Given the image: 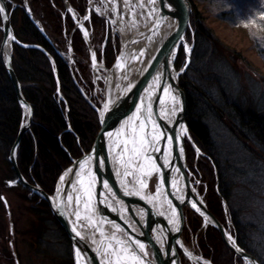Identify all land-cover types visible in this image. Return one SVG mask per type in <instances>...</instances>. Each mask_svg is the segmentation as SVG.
Instances as JSON below:
<instances>
[{
    "label": "rangeland",
    "instance_id": "rangeland-1",
    "mask_svg": "<svg viewBox=\"0 0 264 264\" xmlns=\"http://www.w3.org/2000/svg\"><path fill=\"white\" fill-rule=\"evenodd\" d=\"M11 1L25 12L30 8L31 15L40 27L46 30L45 33L56 51L66 61L71 57L73 82L75 83V78L82 91L90 98L91 101H87L81 93L96 113L99 131L100 119L94 105L100 108L104 101L105 79L94 72L93 56L85 33L82 27L76 25L65 1ZM68 1L77 18H84L83 23L88 30L95 56L111 68L120 50L121 36L114 30L109 18L90 7L91 1H94L98 9L105 8L103 0ZM190 2L191 11L184 34L185 40L191 46L190 59L181 45L174 62L176 70L183 69L179 74V83L187 98L188 94H194L202 100V118L210 131L213 151L219 153L223 166L239 169V174L232 173V169L229 171L236 183L233 206L241 220L244 236L256 248L264 262V155L260 151L257 152L259 148L251 141L246 144V147L251 149L249 154L241 149L239 134L234 131L237 126L232 122L234 107L243 112L264 116V0H259L258 8L250 14H247L253 5L250 0ZM9 5L10 3V8ZM69 16L73 21L72 26L66 21ZM112 16L113 12H110L109 17ZM59 22L62 33L57 31ZM77 30L81 34L82 43L76 44L74 39ZM22 84L24 91L25 85ZM58 98L64 100L59 96ZM68 109L66 105L65 113ZM189 133L190 136L185 138L187 169L197 193L207 205L211 203L218 209L222 222L232 236L236 237L228 202L222 196L214 195L212 190L215 177L217 178V168L190 129ZM78 147L79 156L89 151L80 144ZM7 154L8 150L0 147V264H17V259L20 264H70V256L72 264H75L73 254L69 255L72 248L66 232L50 207L45 206L43 201L46 200L16 181ZM70 158L72 160L76 156L72 155ZM63 169L55 181L51 179L53 176H50V181L46 182L47 185L50 183L47 186L50 187L49 191L43 187L47 192L52 194L56 191ZM158 183V173H154L148 188L155 191ZM2 195L7 200L9 210L1 198ZM219 206L222 207L221 210ZM184 213L185 223L181 233L183 246L204 258L199 259V264H209L206 260H211L214 264L212 257L219 251L213 244V232L208 230L212 225L205 224L203 218L188 206L184 207ZM147 251L152 257L150 250ZM181 257L184 264H196L186 255Z\"/></svg>",
    "mask_w": 264,
    "mask_h": 264
},
{
    "label": "water",
    "instance_id": "water-1",
    "mask_svg": "<svg viewBox=\"0 0 264 264\" xmlns=\"http://www.w3.org/2000/svg\"><path fill=\"white\" fill-rule=\"evenodd\" d=\"M64 1L67 10L71 13L72 17L76 21V25L82 27L85 33L86 41L89 45L88 40L90 39H89L88 30L84 26L83 22H79L80 20L77 18L76 14L74 13L69 1L68 0H64ZM8 3L12 4L10 8L8 7ZM16 6L17 4L11 0H0V8L4 9L3 12H0V19H1L0 28L3 32V36L0 44V57L2 64L4 65V68L7 72V75L13 84L16 93V98L22 111V120L20 122V126L16 138L11 146L8 158L11 163V167L15 172L16 181L20 182L24 187L28 188L31 192L39 195L41 198L47 201L51 212L58 220V222L60 223V225L62 226V228L64 229L66 235L70 240L74 263L80 264L79 258L77 256V249H79L81 255H83V257L85 258L87 264H100L97 256V252L92 247V245H90L84 239V237L82 236L76 237L75 233L72 232L71 225L73 221L72 219H70L68 213L66 212V203H65L66 201L65 195L67 193V187L69 186L70 183H72L75 172L80 168L78 161L84 159L85 156H91L92 159L86 162L85 167H88V170L91 169L92 171L96 172V177H97L96 193L101 203L100 205L101 211L102 209L108 210L109 208L110 209L109 214H112L113 218L117 217L119 219V220L116 219V221L118 223L117 225H120V228L117 229L115 227L114 231L123 234L125 236H127V233L130 232L134 240H141L142 242H144L146 247L150 248L152 257L149 256L148 251L147 253L145 252V254L142 255L143 258L149 264H184L179 249H181L184 252V254H186L190 259L194 260L196 264H199V259L201 260L204 259L199 255L193 254L189 250L185 249V247L183 246L181 233L185 223V213H184L185 206H188L189 208L194 210L198 215H200L203 218L205 224L212 225L213 227H215L219 231L220 236L224 241V243L226 244V246L236 256L243 259L244 264H262V262L255 255L248 252L246 249H244L242 246L238 244L236 237L232 236L226 225L209 209L208 205L202 200L200 195H198L197 190L194 186V182L191 179V174L188 172L187 169L186 153L181 136H180V142H181V148L183 149L182 151L183 153L180 152V146L174 140L173 163L176 164L180 174L185 180L186 192L184 199L182 200H178L174 195H171V192L169 191L170 168L166 167L163 171V173L165 174V177L163 178V183L165 188L167 189L168 192H170V195L174 200V206L178 214V222L173 229H170L164 223L162 218H160L159 219L161 223V227L159 230L160 238H158L156 230L151 229L150 225H148V222H146L143 219V217L140 218V216H137L135 220L132 218L133 219L132 222L134 225H130L128 223L127 217H122L123 213H125L124 211L129 209L126 208L127 206L125 205L136 204L127 198V196L129 195L126 193L131 190L126 189L122 185L121 183L122 172L121 171L117 172L116 170L111 171V169H109V165L106 160L103 166L105 168V172L103 171V167L99 168L98 171L96 169L97 156H100L101 158H106L107 150L105 148L107 147V145H109V140L112 138V135L118 133L120 137L122 138L124 137V131L122 129L125 127L127 128L129 125L127 121H128V117H132V112H133L132 110L135 101L140 95V92L143 89V87L148 84L153 74L155 72L160 71L161 69H164L167 72L170 80V84L172 85V89L177 95L178 100L180 102V107L176 121L173 125L168 127L170 128V131H172V133H174V131L180 124L181 125L183 124L186 127H188L186 120L187 96L181 84L179 83V74L181 71L176 70V68L174 67L176 70L174 73V69L172 68V64L170 63V53L173 45V39L177 33L179 25L181 26V31L183 32L185 22L186 24L188 23L190 11H191L190 0H164L163 4L161 3V0H158V13L154 24L150 28H148L147 32L144 31L143 33H140V35L141 34L152 35V41L148 46V48L145 50L143 56L145 55L148 56L149 50L155 45V43L160 37H163L161 53L159 54L156 60L151 61L150 63L147 64L145 62V64H143L138 75L135 77L132 83H130L131 87L128 86L126 97L124 99H118L115 102L114 106L111 108V110L105 112L106 119L102 120V118L100 117V112L101 110L104 109V107H102L104 105L103 104L104 102L101 103L100 108H98L93 103H91L94 105L96 111L98 112L100 119L99 120L100 129L96 134V137L89 151L83 153L82 155L76 158H72L71 163L63 169L61 175L65 176V180L61 181L60 180L61 175L59 176L58 179L59 182H57V185L59 183L58 191L56 188V191H54V193L52 194L47 192L39 183L30 182L25 177V175L23 174V172L21 171L18 165V160H17L18 148L24 134L31 131L32 121H33V107L25 96V93L23 91V84L20 81L14 67V63H13L14 44H18L24 47H37L42 51H44L52 64L53 72L56 77L58 85H59V78H58L57 68L55 66V60L53 56L50 54V52L44 46L36 43L23 42L17 38L12 25V11ZM26 13L32 18L34 23H36L39 26L41 31L45 33V30L42 27H40V25L31 15L30 8L27 9ZM123 52H124V44L121 43L120 51L117 54L116 61L123 54ZM187 55L188 58L190 59V53H187ZM67 62L72 72L71 57ZM74 81L79 91L85 97V99L87 101H91L90 98H88L85 95V93L82 91L81 87L78 85V82L75 80V78ZM112 83L113 80L110 81L109 85L106 82L104 84V93H103L104 100H106V98L108 97V93L112 88ZM57 93L61 99H64V96L62 95V92L60 91L59 88L57 89ZM67 130L72 131V127L68 119H67ZM109 133H111L110 136ZM198 152L201 153L199 149ZM70 169H73L74 171H69ZM104 180H107L109 182V186L113 189L114 195L112 193H109L107 189L104 188L103 186ZM116 188L119 189L120 192H117ZM55 193L57 194V196ZM116 197L123 199L124 204L121 203L119 204L118 202H116L115 201ZM1 198L4 201L7 209L9 210L8 208L9 206L5 196L2 195ZM192 199L195 200V202H197V207L200 209V211H197L195 208L192 207V201H190ZM57 203L62 204V209H63L62 212L59 208L56 207ZM107 204L111 206H107ZM136 206L142 207V205L140 204H136ZM113 208L117 210V214L116 211L113 212ZM152 208L154 209L153 210L154 212H158L155 207L152 206ZM8 213L10 215V211H8ZM132 229H135V231H132ZM229 237H231V239H229ZM245 257H247V259H245ZM206 261L209 264H213L211 260H206ZM16 263L20 264L18 259Z\"/></svg>",
    "mask_w": 264,
    "mask_h": 264
},
{
    "label": "trees",
    "instance_id": "trees-1",
    "mask_svg": "<svg viewBox=\"0 0 264 264\" xmlns=\"http://www.w3.org/2000/svg\"><path fill=\"white\" fill-rule=\"evenodd\" d=\"M44 1L48 2L49 0ZM250 1L254 6H251L247 14L254 12L253 10L257 9L260 4L259 0ZM9 6L11 7L12 5L10 4ZM66 21L69 26L73 25L70 16L66 18ZM59 24L60 22L58 23L57 31L62 33V26ZM12 25L16 36L21 41L40 44L54 56L60 91L64 96V100L58 98L56 92L57 80L46 53L37 47H24L15 44L13 53L14 67L20 81L25 85L24 92L28 101L32 104L34 114L31 131L22 138L18 148V165L30 182L36 181L49 191L50 187L47 186L50 183L47 185L46 182L50 181V176H53L51 179L55 181L61 172L60 170L71 163L70 157L72 155L79 156V144L85 147L86 150L91 148L99 127L98 118L95 111L84 100L77 85L73 82L71 69L67 61L51 45L50 40L35 25L31 17L19 6L12 11ZM75 34L74 42L76 44L77 42L82 43L80 32L77 30ZM1 39L2 30L0 29V42ZM200 101L202 100L194 96V94H188L186 120L192 135L212 158L217 168V178L215 177L212 190L214 195L218 194L228 202L230 214L235 224L234 234L238 244L255 255L264 264L256 248L244 236L241 220H239L237 211H235L233 206L232 200L236 183L232 174L230 176L229 171L232 169V173H237L239 169L224 167L219 159V153L213 151L214 146L210 143V131L202 118L204 104H201ZM66 105H68L69 109L65 113ZM233 109L232 122L237 126V128L234 127V131L239 134L241 149L249 154L251 149L246 147V144L251 141L259 148L257 152L259 153L260 151L264 155V116L252 112H243L238 107ZM67 119L72 131L67 130ZM21 120V107L0 57V147L8 150V156ZM254 160H256V157ZM43 202L46 207L49 206L46 201ZM212 205L211 203L208 205L209 209L221 220L218 209ZM221 208L219 206L220 210ZM208 230L213 232L215 237L213 244L219 251L218 254L216 253L212 257L214 264H227V262L229 264H242V259L235 256L226 246L219 231L213 226H209ZM70 254L72 253L69 252ZM69 263L72 264L71 256L69 257Z\"/></svg>",
    "mask_w": 264,
    "mask_h": 264
},
{
    "label": "bare ground",
    "instance_id": "bare-ground-1",
    "mask_svg": "<svg viewBox=\"0 0 264 264\" xmlns=\"http://www.w3.org/2000/svg\"><path fill=\"white\" fill-rule=\"evenodd\" d=\"M103 3L105 5V8L98 9L96 7L94 1H91L90 7L93 9L99 10V12L109 18V21L114 28L115 31H117L121 36V43L124 44V52L123 54L118 58L115 65L112 68H108L104 63L100 62L97 57L94 54V49L92 48V44L89 41V47L90 52L93 56V70L96 73L97 76L102 75L105 79L104 81L109 85L110 81L113 80L112 88L110 89V92L108 93V97L106 100L102 101V103L108 104V110H111V108L114 106L115 102L118 99H124L127 95L128 86L132 81L135 79V77L140 72L141 67L143 64L150 63L151 61H154L158 58L159 54L162 50V42L163 37H160L155 45L149 50L148 56L144 55L145 50L148 48L152 41V35L149 34H141L144 31L147 32L148 28H150L157 17L158 13V0H103ZM121 10V13H120ZM110 12H113V16L110 18ZM79 22H84V18H80ZM186 22L183 29V32L181 31V26L179 25L176 35L173 39V45L170 53V63L172 64V68L174 69L175 73V58L178 54V50L181 47V45L184 47L185 44H187L188 50L186 53H190L191 46L187 43L185 40V31H186ZM182 33V36H181ZM120 51V50H119ZM51 63V62H50ZM56 66V63H55ZM52 67V64H51ZM57 68V67H56ZM103 73V74H102ZM58 84V83H57ZM162 85L168 86V94L165 96V103H159L158 97L160 95H165L163 92ZM60 89V85H57V89ZM56 89V90H57ZM145 89H148V91H145ZM57 92V91H56ZM58 94V93H57ZM175 96L176 97V103L175 107L179 111L180 102L178 100L177 95L172 89V85L170 84V80L168 77L167 72L164 69H161L158 72H155L148 82L147 85L143 87V89L140 92V95L138 96L137 100L134 103L133 106V113L136 112V105L141 104L142 110L144 112V115H149L151 113V120H156L159 124L163 125V132L165 136L174 135L178 136L179 140H175L180 146L181 149V142H180V136L182 137L183 145L185 148V138L186 136H190L189 129L185 125H179L174 133L170 131V128L168 126H171L175 123L178 111L171 116L170 119L167 118V113L171 111L174 104L173 101L169 99V97ZM32 105V104H31ZM104 105L102 107H104ZM107 110V111H108ZM139 121L133 118V120L129 123L127 130H128V136L130 138L131 136V128L135 125L138 127ZM151 122L146 126V131L151 132ZM125 138L120 137L118 133L115 135H112V138L109 140V145L105 148L107 150L106 152V158L109 165V169L111 171L116 170L117 172H122L121 174V183L126 188L133 192L139 191L140 195H129L127 198L130 201H133V203L140 204L142 207L136 206V204H127L126 211L123 213L122 217H127V221L130 225L133 224V219L137 216L143 217V219L148 222V225H150L151 229L156 230L158 238H160V227L161 223L159 221L160 218L164 221V223L170 228L173 229L177 222H178V214L176 212L175 206H174V200L171 195H174L178 200L184 199L185 192H186V183L183 179L182 175L180 174L178 167L175 163H173L174 158V149H173V141L170 143L167 139L164 137L161 138V141L156 142L154 147L160 148L161 151L154 152L153 148L148 149V154L155 157H160V160H156L157 164H161L164 157H163V151L167 149L168 152V160L170 163V182H169V191L164 186L163 178L161 176V173H163L164 169L162 168L158 171H152L150 172L147 167L141 169L140 167L137 168H127L125 167L124 160H127L128 157L125 156L123 159L120 156V153L115 149L113 146V142L120 143V140ZM131 147V145H129ZM183 153V152H182ZM141 163L147 164L149 162L143 161L141 158ZM103 171L105 172V168L103 167ZM125 171L128 172H134L135 175H125ZM76 172L80 173V176H77L74 174L73 181L71 183V186L67 187V193H71L72 195V202L69 204L67 194L65 195V203H66V212L68 213L70 219H72L73 223H75V197L76 195L81 196V203L79 206V210L81 211V223L77 224L78 231L81 232V236L84 237V239L92 245V247L97 249L98 246H101V233L105 238H107L102 245V247H107V243L110 241V238L113 234L116 235L120 240L125 241V244L128 243L129 239L131 238L133 243L134 239L130 232L127 233V236L120 234L116 231H114V228L118 224L116 219L119 220L117 217H112V214H109L110 209L101 211V203L97 197L96 193V183L92 185L93 190V197L91 200V207L95 210V214L93 215V220L96 222L94 224H88L87 221L83 219L85 215V209H84V202H85V196L83 193V188L80 183V177L84 178V186H87L88 180H89V170L88 167L79 168ZM75 172V173H76ZM154 173H158L159 183L157 187H159V193L157 192V188L155 191H151L148 188V183L150 181L151 176ZM144 180L146 187H141L139 184L140 180ZM36 182V181H34ZM59 182V181H58ZM59 185V183H58ZM58 185H57V191H58ZM175 185V186H173ZM117 192H120L119 189H117ZM56 194V193H55ZM54 194V195H55ZM114 194V193H112ZM57 196V194H56ZM116 202L120 204H124L123 199H120L118 197L115 198ZM195 201V200H190ZM107 202V199H106ZM109 206V204H107ZM153 207L157 209L158 212H154ZM175 209V211H173ZM114 212V211H113ZM111 212V213H113ZM117 214V210H116ZM115 215V214H114ZM133 218V219H132ZM173 221V223H170L169 221ZM99 225L101 232H96L95 228ZM93 240H95V243H93ZM114 243V241H113ZM131 250V249H130ZM148 248L145 246L144 253H147ZM97 252V251H96ZM97 256L99 259V263L101 264V261L104 260V257L101 253L97 252ZM80 264H87L85 258L83 255H80L79 257ZM144 264H148V262L143 258ZM104 264H107V261L104 262Z\"/></svg>",
    "mask_w": 264,
    "mask_h": 264
},
{
    "label": "snow or ice",
    "instance_id": "snow-or-ice-1",
    "mask_svg": "<svg viewBox=\"0 0 264 264\" xmlns=\"http://www.w3.org/2000/svg\"><path fill=\"white\" fill-rule=\"evenodd\" d=\"M161 3H164V0H161ZM4 9L0 8V12H3ZM185 51L188 50L187 48V44L184 45ZM181 71H183V69H181ZM129 87H131V85H129ZM163 88V92L165 95H160L158 97V102L159 103H165V96L168 94V86L162 85L161 86ZM145 91H148V89H145ZM169 99L171 101H173V108L171 109V111L169 113H167V118L170 119L172 115H174L178 109L175 107V103H176V97L175 96H171L169 97ZM108 104L104 105V109L101 110L100 112V117L103 119H106L105 117V112L108 110ZM133 118H135L136 120L139 121L138 127L137 126H133L131 128V136L129 138L128 136V130L127 128H123L122 130L124 131L125 134V138L120 140V143H115L113 142V146L115 147V149L120 153L121 158L123 159L125 156L128 157L127 160H124V164L126 169L127 168H137L140 167L141 169L147 167L148 170L150 172L152 171H158L162 168L165 167H170V163L168 160V152L167 149H165L163 151V161L161 164H157L156 160H160V157H155L153 158V156L148 154V149L149 148H153L154 152L157 151H161L160 148H156L154 147V145L156 144V142L161 141V138L164 137L165 139H167L170 143L175 139V140H179L178 136H174V135H169V136H165L164 132H163V125L159 124L156 120H151V113L149 115H144V112L142 110L141 104H137L136 105V112L133 113L132 117H128V123H130ZM149 121L151 122L152 128H151V132L149 133V131H146V126L149 123ZM111 135V133H109V136ZM131 145V147L129 146ZM183 149H180V152H182ZM141 158L143 159V161H147L149 163L144 164L141 163ZM92 159L91 156H85L84 159H81L78 161V164L80 166V168H84L86 165V162L88 160ZM105 164V158H101L100 156H97L96 158V169L97 171L99 170V168L103 167ZM69 171H74L73 169H70ZM77 176H80L79 172L75 173ZM125 175H135L134 172H128L125 171ZM162 178L165 177L164 173H161ZM96 172L92 171L91 169H89V180H88V184L87 186H84V178L80 177V183L81 186L83 188V193L85 196V202H84V209H85V215L83 217V219L85 221H87L88 224H94L96 223L93 220V215L95 214V210L92 209L91 207V200L93 197V190H92V185L94 183H96ZM60 180L64 181L65 180V176L61 175L60 176ZM14 181H9V183H13ZM140 186L146 187V184L144 182V180H140L139 181ZM69 186H71V183L69 184ZM103 186L105 189H107V191L109 193H113V189L109 186V182L107 180L103 181ZM175 186V185H173ZM157 192L159 193V187H157ZM67 197H68V202L69 204L72 202V195L71 193H66ZM126 194L128 195H140L139 191H135V192H131L128 191ZM114 195V194H113ZM118 202V201H117ZM81 203V196L80 195H76L75 197V205H76V210H75V223H72L71 225V230L73 233H75L76 237H80L81 236V232L77 230V224L81 223V211L79 210V206ZM111 206V205H109ZM57 208H59L61 210V212L63 211L62 209V204L61 203H57L56 205ZM192 207L195 208L197 211H200V209L197 207V202L193 201L192 203ZM113 211H116L115 208H113ZM173 211H175V209H173ZM170 223H173V221H169ZM116 228L119 229L120 225H116ZM96 232H101V229L99 227V225L97 224L96 228H95ZM132 231H135V229H132ZM107 238H105L103 236V234L101 233V246H98L96 251L98 253H101L104 257V260L101 261V264H104L105 261H107V264H144V261L142 259V255L145 254L144 253V249H145V244L144 242H142L141 240H134V243L132 241V239L130 238L128 243L125 244V241L120 240L118 237H116L115 234L112 235V237L110 238V241L107 243V247H102V245L104 244L105 240ZM229 239H231V237H229ZM114 241V243H113ZM93 243H95V240H93ZM131 249V250H130ZM172 251V250H169ZM239 251V249H238ZM81 255V252L79 249H77V256L79 257ZM174 255V252H173ZM245 259H247V257H245Z\"/></svg>",
    "mask_w": 264,
    "mask_h": 264
},
{
    "label": "flooded vegetation",
    "instance_id": "flooded-vegetation-1",
    "mask_svg": "<svg viewBox=\"0 0 264 264\" xmlns=\"http://www.w3.org/2000/svg\"><path fill=\"white\" fill-rule=\"evenodd\" d=\"M35 25L39 28V26L35 23ZM40 29V28H39ZM40 31H41V29H40ZM42 32V31H41ZM43 33V32H42ZM46 37H47V39L48 40H50L49 38H48V35H46L45 33H43ZM68 63V62H67ZM34 115V114H33ZM149 250H150V248L149 247H147ZM151 252V251H150ZM179 252H180V254H182V255H186V254H184V252L181 250V249H179ZM181 255V256H182ZM187 256V255H186ZM188 257V256H187Z\"/></svg>",
    "mask_w": 264,
    "mask_h": 264
}]
</instances>
